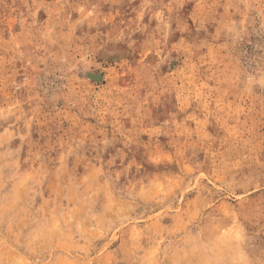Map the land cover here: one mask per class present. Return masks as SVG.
I'll return each instance as SVG.
<instances>
[{"label": "rangeland", "instance_id": "rangeland-1", "mask_svg": "<svg viewBox=\"0 0 264 264\" xmlns=\"http://www.w3.org/2000/svg\"><path fill=\"white\" fill-rule=\"evenodd\" d=\"M0 264H264V0H0Z\"/></svg>", "mask_w": 264, "mask_h": 264}]
</instances>
